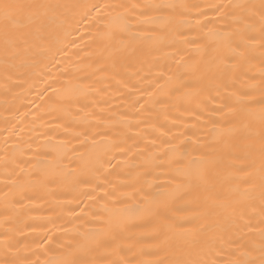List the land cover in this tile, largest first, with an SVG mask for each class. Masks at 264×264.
<instances>
[{"label":"bare ground","instance_id":"bare-ground-1","mask_svg":"<svg viewBox=\"0 0 264 264\" xmlns=\"http://www.w3.org/2000/svg\"><path fill=\"white\" fill-rule=\"evenodd\" d=\"M0 264H264V0H0Z\"/></svg>","mask_w":264,"mask_h":264}]
</instances>
